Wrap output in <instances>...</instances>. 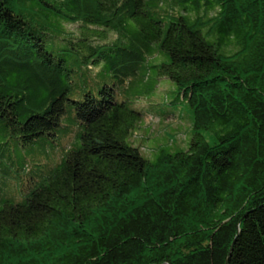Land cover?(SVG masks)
<instances>
[{"label":"trees","instance_id":"trees-1","mask_svg":"<svg viewBox=\"0 0 264 264\" xmlns=\"http://www.w3.org/2000/svg\"><path fill=\"white\" fill-rule=\"evenodd\" d=\"M18 1L0 0V120L32 143L70 102L81 130L0 201V264H264V0H35L118 75L167 53L154 66L190 105L191 137L154 160L128 140L145 114L109 83L70 97L74 69Z\"/></svg>","mask_w":264,"mask_h":264},{"label":"rangeland","instance_id":"rangeland-1","mask_svg":"<svg viewBox=\"0 0 264 264\" xmlns=\"http://www.w3.org/2000/svg\"><path fill=\"white\" fill-rule=\"evenodd\" d=\"M18 4L26 16L32 18L33 23L40 25L48 33V49L65 53L67 66L74 69L70 97L81 98L87 90L97 93L104 83L114 85L119 100H130L132 106L145 114L142 125L132 132L128 140L139 145L142 153L149 159L154 160L161 148L170 149L175 142L184 147L189 141L191 107L178 92L176 82L170 77L159 75L154 66L155 63L168 59L167 53H146L136 70L127 75H118L108 68L105 61H93L96 53L88 56L89 50L80 45L83 34L81 31H72L76 24L41 9L35 0H22ZM116 36V31H109L107 37L104 33H88V38L94 42L111 41ZM154 108L159 112H172L175 117L164 121L156 116L148 117L146 114ZM74 115V106L69 102L56 134L41 135L28 144L18 143L7 130L4 121L0 120V201L3 198L22 200L28 177L51 170L66 151L76 145L81 125Z\"/></svg>","mask_w":264,"mask_h":264},{"label":"water","instance_id":"water-1","mask_svg":"<svg viewBox=\"0 0 264 264\" xmlns=\"http://www.w3.org/2000/svg\"><path fill=\"white\" fill-rule=\"evenodd\" d=\"M153 264H156V263H153ZM157 264H172L169 260H165L161 263H157Z\"/></svg>","mask_w":264,"mask_h":264}]
</instances>
